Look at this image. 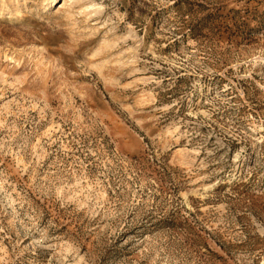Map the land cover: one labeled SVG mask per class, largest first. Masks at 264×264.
<instances>
[{
    "label": "rangeland",
    "instance_id": "374dc122",
    "mask_svg": "<svg viewBox=\"0 0 264 264\" xmlns=\"http://www.w3.org/2000/svg\"><path fill=\"white\" fill-rule=\"evenodd\" d=\"M0 264H264V0H0Z\"/></svg>",
    "mask_w": 264,
    "mask_h": 264
},
{
    "label": "bare ground",
    "instance_id": "6f19581e",
    "mask_svg": "<svg viewBox=\"0 0 264 264\" xmlns=\"http://www.w3.org/2000/svg\"><path fill=\"white\" fill-rule=\"evenodd\" d=\"M2 1H3V0H2ZM51 1H53V0H51ZM54 1H56V2H57L58 0H54ZM56 5H57V4H56ZM56 5H55V6H56Z\"/></svg>",
    "mask_w": 264,
    "mask_h": 264
}]
</instances>
